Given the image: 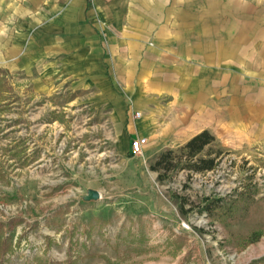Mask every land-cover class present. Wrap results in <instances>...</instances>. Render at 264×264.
I'll use <instances>...</instances> for the list:
<instances>
[{
    "label": "rangeland",
    "instance_id": "374dc122",
    "mask_svg": "<svg viewBox=\"0 0 264 264\" xmlns=\"http://www.w3.org/2000/svg\"><path fill=\"white\" fill-rule=\"evenodd\" d=\"M8 1L0 0L6 33L18 23L12 4H27ZM0 68V229L13 246L0 264H254L264 256V137L226 132L192 161L180 139L125 154L80 98L35 97L21 71ZM208 156L212 169H193ZM90 190L99 197L88 199Z\"/></svg>",
    "mask_w": 264,
    "mask_h": 264
},
{
    "label": "crops",
    "instance_id": "0c3cea01",
    "mask_svg": "<svg viewBox=\"0 0 264 264\" xmlns=\"http://www.w3.org/2000/svg\"><path fill=\"white\" fill-rule=\"evenodd\" d=\"M15 4L0 65L21 71L35 97L80 98L122 153L136 136L144 153L203 130L264 137V0Z\"/></svg>",
    "mask_w": 264,
    "mask_h": 264
},
{
    "label": "trees",
    "instance_id": "16d2710c",
    "mask_svg": "<svg viewBox=\"0 0 264 264\" xmlns=\"http://www.w3.org/2000/svg\"><path fill=\"white\" fill-rule=\"evenodd\" d=\"M0 71H3V69H1ZM4 87L5 80L0 78V90H2ZM214 139V136L206 130H203L193 135L192 138H190L184 145V148L188 150L191 161L193 160L194 156L202 152L205 149L204 147L207 146ZM214 160L215 157L208 156L207 158H198L194 160L191 164L194 170L205 171L214 167ZM1 177H3V173L0 170V178ZM2 234L3 230L0 229V256L13 249L9 238L7 236L3 237ZM74 261L75 260H71V258L69 257L68 264H72ZM261 261H264V256L254 260L253 263L256 264L257 262Z\"/></svg>",
    "mask_w": 264,
    "mask_h": 264
},
{
    "label": "built area",
    "instance_id": "2783aa9c",
    "mask_svg": "<svg viewBox=\"0 0 264 264\" xmlns=\"http://www.w3.org/2000/svg\"><path fill=\"white\" fill-rule=\"evenodd\" d=\"M140 113L138 111L134 112V116H139ZM146 144V138L145 137H140L136 136L133 137V139L130 140L129 144V151L134 155H139L142 154L143 152V146Z\"/></svg>",
    "mask_w": 264,
    "mask_h": 264
},
{
    "label": "water",
    "instance_id": "95a60500",
    "mask_svg": "<svg viewBox=\"0 0 264 264\" xmlns=\"http://www.w3.org/2000/svg\"><path fill=\"white\" fill-rule=\"evenodd\" d=\"M88 199L90 198H98L99 194L96 190H90L89 194L86 196Z\"/></svg>",
    "mask_w": 264,
    "mask_h": 264
},
{
    "label": "bare ground",
    "instance_id": "6f19581e",
    "mask_svg": "<svg viewBox=\"0 0 264 264\" xmlns=\"http://www.w3.org/2000/svg\"><path fill=\"white\" fill-rule=\"evenodd\" d=\"M261 249H264V242L260 244L259 246Z\"/></svg>",
    "mask_w": 264,
    "mask_h": 264
}]
</instances>
